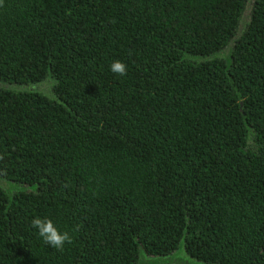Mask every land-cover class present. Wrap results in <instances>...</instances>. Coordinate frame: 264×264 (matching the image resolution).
<instances>
[{
    "label": "trees",
    "instance_id": "obj_1",
    "mask_svg": "<svg viewBox=\"0 0 264 264\" xmlns=\"http://www.w3.org/2000/svg\"><path fill=\"white\" fill-rule=\"evenodd\" d=\"M247 4L0 0V264H264V0L194 59Z\"/></svg>",
    "mask_w": 264,
    "mask_h": 264
},
{
    "label": "water",
    "instance_id": "obj_2",
    "mask_svg": "<svg viewBox=\"0 0 264 264\" xmlns=\"http://www.w3.org/2000/svg\"><path fill=\"white\" fill-rule=\"evenodd\" d=\"M254 1L255 0H248L247 8H246L244 15L242 16L238 34L229 42V44L226 46V48H224V50L220 51L219 53L212 54L210 56L197 57L194 59L200 62H204V61L213 60L216 58H223L229 67L231 64L232 52H233L234 46L239 36L241 35L242 31L244 30L246 24L250 21V11L252 9V4ZM0 89L15 90L18 92L40 91V87L11 86V85L4 84V83H0ZM0 187L7 191H10L12 189H16V187L18 186H16L15 184L6 182L0 178ZM138 264H205V263L199 262L189 257L182 243L179 249L177 250V252L170 254L168 256L146 257L144 254H141Z\"/></svg>",
    "mask_w": 264,
    "mask_h": 264
},
{
    "label": "clouds",
    "instance_id": "obj_3",
    "mask_svg": "<svg viewBox=\"0 0 264 264\" xmlns=\"http://www.w3.org/2000/svg\"><path fill=\"white\" fill-rule=\"evenodd\" d=\"M109 70L119 76L127 73V65L121 60H113L109 65ZM31 226L35 229L37 236L48 246L57 250L63 249L68 243H71V235L63 230L58 223L49 217H33Z\"/></svg>",
    "mask_w": 264,
    "mask_h": 264
},
{
    "label": "rangeland",
    "instance_id": "obj_4",
    "mask_svg": "<svg viewBox=\"0 0 264 264\" xmlns=\"http://www.w3.org/2000/svg\"><path fill=\"white\" fill-rule=\"evenodd\" d=\"M47 87H48V85H47ZM18 187H16V189H17ZM16 189H12V190H10V191H15Z\"/></svg>",
    "mask_w": 264,
    "mask_h": 264
}]
</instances>
